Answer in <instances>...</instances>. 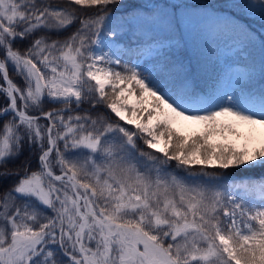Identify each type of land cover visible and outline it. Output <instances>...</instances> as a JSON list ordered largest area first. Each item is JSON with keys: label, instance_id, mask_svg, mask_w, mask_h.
Segmentation results:
<instances>
[{"label": "snow or ice", "instance_id": "1", "mask_svg": "<svg viewBox=\"0 0 264 264\" xmlns=\"http://www.w3.org/2000/svg\"><path fill=\"white\" fill-rule=\"evenodd\" d=\"M0 264H264V0H0Z\"/></svg>", "mask_w": 264, "mask_h": 264}]
</instances>
